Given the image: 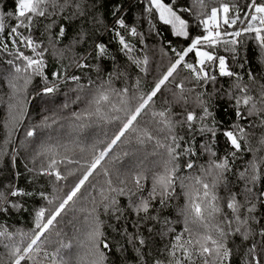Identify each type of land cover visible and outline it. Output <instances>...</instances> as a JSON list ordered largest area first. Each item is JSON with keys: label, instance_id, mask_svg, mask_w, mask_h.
I'll return each mask as SVG.
<instances>
[{"label": "snow or ice", "instance_id": "6c2138e0", "mask_svg": "<svg viewBox=\"0 0 264 264\" xmlns=\"http://www.w3.org/2000/svg\"><path fill=\"white\" fill-rule=\"evenodd\" d=\"M14 3V24L6 25L3 14H0V52L12 57L7 61L12 66V72L6 78L11 93L7 104V138L0 146V158L7 157L12 163L14 159L9 154L8 146L26 115L28 88L33 78L39 77L44 82V94L56 91L55 84L50 86L49 74L46 72L48 64L45 56L49 48L36 32L43 28L40 35L47 34L48 44L62 58L65 50L55 47V42L66 33L61 19L88 23L92 16L99 23L89 11L96 0H14ZM212 3L213 6L205 11L208 7L206 0H196L199 19L193 24L192 6L177 4L175 0H144V12L152 18L151 27L156 29L160 24L170 26L171 34L188 41L187 46L179 51L171 49L176 57L174 62L147 92L143 91L139 79L135 81V90L131 93L127 87L116 89L112 87V76H109L90 94L88 107L77 115V119L95 117L114 123L116 128L107 141L84 143L73 138L67 143L50 140L40 144L32 160L33 167H25L34 177L51 178L54 194L25 191L16 184H8L5 190H0V215L3 216L10 215L11 210L23 208L19 200L12 198L37 196L45 201V205L34 212L30 232L14 233L0 225V242L8 241L4 244L6 259L0 258V264H109L114 249L121 257V264H232L234 248L230 245L236 237H239L242 246L246 245L242 264H264V216H257V201L264 207V187L253 190L258 181L264 185V85H260L257 96L253 97L248 94L247 85L241 87L240 83H236L240 95L235 98L234 112L244 124H236L222 131L230 153L210 161L206 167L200 166L198 174L184 177H178L180 161L183 158L184 168L192 170L196 165L190 157L196 153L191 142L183 141V137L176 134V128L186 125L189 131H195V125L199 122L201 132L209 131L215 137L216 132L205 128L202 123L211 113L204 107L199 94L196 103L201 107L202 116L195 111H186L174 120L171 108L157 111L150 107L161 89L175 79L174 74H178L180 68L187 69L191 78L201 87L215 83L218 77L239 81L240 77L231 69L229 59L218 54V49L223 46L225 52H231L235 57L242 43L240 38L245 34H251L260 54L264 55V0H224L218 4L212 0ZM121 7L120 4L113 7L115 20L110 30L114 32V38L121 46L120 51L127 60L140 66L141 72H146L144 66L149 63L147 56L136 58L134 46L126 39V35L138 37L142 34L136 27L129 28L122 15H118ZM201 27L203 31L194 35L193 29ZM56 28L58 31L53 37ZM88 35L87 30L82 28L66 51L73 52ZM11 48L15 51H11ZM22 49L29 50L28 54ZM189 54H194V62H186ZM90 55L94 60H101L111 54L108 46L101 42L94 45ZM72 62L77 68L89 67L87 63H81V58H73ZM66 71V68L61 67L53 70L51 76L59 80L66 75ZM120 75L118 73L117 78ZM69 78L79 79L77 76ZM249 78L255 80L250 72ZM177 88L179 93H173V102L187 103L183 83L178 84ZM242 107L244 111H241ZM142 121L145 126H141ZM41 126L50 127L47 122ZM160 134L162 139L158 138ZM36 135L35 128L26 131L27 137ZM253 140L255 144H252ZM124 141L140 145L147 141L154 142L153 154L157 159L149 169L151 184L147 192L144 181L148 180V175L145 174L143 158L128 173L116 168L121 157L115 155L113 149ZM186 143L188 147H185ZM205 150L211 156H217L207 146ZM245 152L252 153L253 159L238 174L246 185L243 193L227 189L221 195L220 187L222 184L227 185L226 174L231 171L232 162L238 154ZM257 152L260 153L258 157L255 155ZM122 155L127 157L130 152L124 151ZM97 177L103 178L99 201L91 196V190L96 189L94 181ZM177 180L185 199L179 213L182 219L179 231L173 226V221L163 214L175 195ZM69 181L71 186L65 191ZM112 193L128 197L125 208L119 206V201ZM89 197L92 208L88 213L83 239L77 244L76 250L71 251L73 244L62 240L50 245L49 236L54 231L57 237L61 236L57 230L59 219L70 208H75L78 201ZM102 215L115 223L106 224ZM107 228H111L117 233V238L123 241L118 248L109 239ZM157 239H167V243L162 248L158 247Z\"/></svg>", "mask_w": 264, "mask_h": 264}, {"label": "trees", "instance_id": "16d2710c", "mask_svg": "<svg viewBox=\"0 0 264 264\" xmlns=\"http://www.w3.org/2000/svg\"><path fill=\"white\" fill-rule=\"evenodd\" d=\"M206 2L208 7L205 11L213 6L212 0H206ZM222 2H224V0H215L217 4ZM175 3L192 6L191 21L193 24L198 22L199 6L196 5V0H175ZM116 4L122 6L121 12L118 13V15H122V18L129 28L136 27L137 31L142 34L138 37L126 35V39L134 46V56L136 58L143 59L147 56L149 63L146 68V73H149V76H151L150 78H143L144 72L140 71V66L136 67L135 65L128 64L124 53L120 51L121 46L118 40L114 38V32L110 30L115 20V17L112 15V10ZM15 10L14 0H0V14H3L6 25L10 26L15 23L13 18ZM89 11L95 16L99 23H96L95 20L92 19V16L89 17L88 23H81L74 19H69L67 21L63 19L60 20V23L64 24L66 27V33L62 39L55 42V47L57 50H65L64 57L62 58L59 57L58 53L54 52L52 46L48 44L47 34L44 36L40 35V33L43 32V28H40L36 32V35L43 40L45 45L49 48V52L46 53V62L48 64L46 72L49 74L50 86L51 84H55L56 91L51 94H44L42 89L45 85L39 77L33 78L32 84L29 85L26 99V115L17 126L12 136V143L8 146L9 154L13 157L14 163L7 157L0 158V190H5L8 184H16L25 191H46L50 194H54V183L51 178L39 175L34 177L33 173L26 170L25 166H27V168H32L33 164L28 160L26 155L27 151L24 150V146L26 147L28 143L34 142L39 131L49 130L51 128L58 129L60 126L64 125V123L76 122L81 124V126H78L76 136L70 139L76 138L87 143L86 135L87 131L90 129V124L96 120L99 122L101 121V123H105V121L95 117L78 120L77 115L85 111L88 107L90 94L94 92L101 83L107 81L109 76H112V87L116 89L127 87L131 93L135 90V81L139 79L141 81V86L148 85L145 91L147 92L154 81L159 77L160 68L156 65L154 70V64L162 55L164 57L161 61L164 60L166 55L163 54V52L171 59L174 58L175 60L176 57L171 49L175 48L179 51L188 44V41L183 38H177L172 35L170 26L160 24L156 29H153L150 23L152 18L147 16L144 12V0H96V3ZM82 28L87 30L89 35L82 43L75 47L73 52H67V47L72 44L73 39ZM56 31H58V28L53 30V37ZM202 31V27L199 29L194 28L193 34L198 35ZM240 39L242 43L238 47V54L235 57H233V53L225 52L223 46L218 49V54L225 55L229 59L231 69L240 77L239 81L234 78L218 77L215 83L205 84L201 87L191 78L187 69L180 68L177 70L178 74H174L175 79L166 84L162 88L161 93H159L164 94L160 103L165 99L172 104L167 107L164 106L166 108H171L172 116H179L180 118L186 111H195L198 115L202 116L203 112L201 107L196 103L198 94L200 95V99L204 102V107H207L208 111L211 113L210 116L205 117L202 123L204 127L213 129L216 132L215 137L212 136L211 132H201L199 130L201 127L199 122L195 125V131H189L187 127L181 128L180 131H178V136L183 137V141L191 142V147L196 153L193 157H190L194 161L196 168L192 170L186 169L187 171L198 172L200 166L206 167L210 161L223 158L230 153L231 149L226 137L222 135V131L228 130L236 124H244L234 112L235 98L240 95L239 89L235 87L236 83H240L241 87L247 85L248 94L253 97L257 96L260 85H264V55L260 54V49L252 39L251 34H245ZM137 41H139V43ZM169 41H171V43H169ZM101 42L108 46L111 55L101 60H94L90 54L92 53L94 45ZM11 51L14 52L15 50L11 48ZM6 54L8 53L0 52V70L3 71L6 67H9L6 65ZM73 58H81V63H87L89 67H75L72 62ZM186 62H194V54H189V57L186 58ZM241 64H243V67H241ZM61 67L66 68V75L57 80L55 77L51 76V72ZM11 72L12 69L11 71H4L0 79V146H3L4 140L7 138V104L9 103L8 97L11 93L7 86L6 78ZM249 72L255 77L254 81L249 78ZM118 73L121 75L126 74V77L122 78V80H118ZM71 76H77L79 79L72 80L69 78ZM91 81H95L96 84H92ZM180 83H183L185 91L187 90L188 94L191 96L189 100H186L187 103L185 104L173 102V93H179L177 85ZM92 88L95 89L93 90ZM82 89L85 92L92 91L88 96L89 98L84 99V97L81 96ZM184 94H186V92H184ZM68 97H70V99H66ZM244 110L245 109L242 107L241 111ZM71 116H74V118ZM69 117H71V120L68 119ZM45 122H47L50 127H42L41 125ZM32 128L36 129L37 135L35 137H27L26 131ZM115 128L116 125L114 123H107L105 127L106 133H104V136L100 135L98 137H104L105 139L103 140L107 141L113 134ZM70 139L64 140L65 143L69 142ZM127 142L128 141H124L118 144L113 149V153L115 155L123 153L124 150L127 149ZM255 143V140H253L252 144ZM205 146L216 152L217 156H211L210 153L205 150ZM39 147L40 144L37 143L33 148L31 152L32 160L35 156V151L38 150ZM185 147H188L187 143ZM132 149L136 150L138 147ZM257 153L258 157L260 153ZM252 159L253 154L249 152L237 155V158L232 162L231 171L226 174L227 185L225 186L222 184L220 187L221 195H223L227 189L240 194L243 193L246 185L244 181L239 179L238 174L245 170ZM180 165L184 167L183 158L180 161ZM116 166L122 167L120 161L117 162ZM17 173H19L18 176ZM68 183L66 184V189H68L71 184L68 185ZM150 184V181L145 183V192L149 190ZM248 186L253 187L252 185ZM261 187H264V185L258 181L253 187V190L256 191ZM12 199L19 200V202L23 204V208L19 211L11 210L8 216L0 215V225L7 227L9 231L14 233L32 230L34 212L39 207L44 206L45 201L37 196ZM117 200L121 208L126 207L127 200L125 198H117ZM169 204L170 207L166 209L163 214L173 221V226L179 231L182 228V219L179 213L180 209L185 204L182 192L175 191V195L170 199ZM257 216L258 218L264 216V207H261L258 201ZM101 218L106 224L115 223V221L110 220L108 216L102 215ZM106 231L112 244L118 248L123 241L117 238V233L113 232L111 228H107ZM166 243L167 239H157L156 241L157 246L161 248ZM230 246L234 248L232 264H242L241 258L246 250V245L242 246L239 237H236L234 243ZM6 253L7 249L4 246L2 247L0 242V258L6 259ZM109 264H121V257L115 249L110 254Z\"/></svg>", "mask_w": 264, "mask_h": 264}, {"label": "rangeland", "instance_id": "374dc122", "mask_svg": "<svg viewBox=\"0 0 264 264\" xmlns=\"http://www.w3.org/2000/svg\"><path fill=\"white\" fill-rule=\"evenodd\" d=\"M11 47V46H10ZM14 49V48H12ZM15 50V49H14ZM26 52V54H28L29 50L26 49H22ZM163 54L166 55V57L164 58L163 61L162 58L164 57L162 55V57L160 56L158 58V61H156V63L154 64V70L156 65H158V67L160 68L159 72V76H161L166 69L168 68V66L174 62V58L171 59L166 53L163 52ZM12 57L9 54H6V65L9 66L7 64V61L9 59H11ZM46 59V56H45ZM128 62L129 65H134L132 64L130 61L126 60ZM137 67V65H135ZM12 69V66H9ZM9 67H6L4 71L7 72V70L11 69ZM145 68L148 67V64L146 66H144ZM121 69H122V65H121ZM3 70H0V79L2 78V74L4 73ZM137 72V71H136ZM126 74H122L119 76L118 80H122V78H125ZM151 76H149V73L144 72L143 78H150ZM171 80V78H170ZM92 84L95 83V81H91ZM123 82V81H122ZM59 83V82H58ZM96 84V83H95ZM143 91H146V88L148 87V85H143L141 86ZM93 90L95 88H92ZM162 91V89H161ZM92 91L89 92H85L83 89L81 91V96L84 97V99L89 98V94ZM186 94H184L186 100H189L191 98V96L188 94V91H185ZM164 94H159L157 95L156 98H154V103L150 106L152 107L154 110H164L166 109L167 106L172 105L171 103H169L167 100H163L162 103H160V101L163 99ZM66 99H70V97L66 98ZM185 104V103H183ZM166 106V107H164ZM182 116V115H181ZM72 118H74V116H71ZM71 117H69L68 119L71 120ZM173 119H179V116H173ZM107 123L105 121V123H101V121H95L93 123L90 124V129L87 131V143H91L93 141H98V140H103L105 139L104 137H98L100 135L104 136V133H106V129L105 127L107 126ZM78 126L80 127L81 124L79 123H64V125L60 126L58 129H54L51 128L49 130H43V131H39L37 138L34 142H30L28 143V145L25 147L24 146V150L27 151L26 155L28 160L32 163V156H31V152L33 150V148L36 146L37 143L41 144L42 142L48 141V140H52V141H56V140H60L62 142H65L64 140L66 139H70L73 136L75 137L78 131ZM141 126H145L144 122H141ZM148 127L151 128V125H148ZM187 127L185 126H178L176 128V134L178 135V131H180L181 128H185ZM206 128V127H205ZM203 132H209V131H203ZM154 135H157L155 132L153 133ZM158 138L162 139V134H160L158 136ZM131 146V147H129ZM129 147V148H128ZM134 147H138V149L133 150L132 148ZM124 151H129L130 155L127 157H124L121 154H117L118 156L121 157L120 159V164L122 165V167H117L116 168L122 172V173H128L130 169L133 168V166L137 163V161L140 158H143L144 164V170H145V174L148 175V180L151 182V174L149 172V169L152 168V162L155 161L157 159V157L153 154L154 152V142L152 141H147L145 142L143 145H140L138 143H132L129 144L127 142V149ZM158 151H163L162 149H159ZM258 154V153H257ZM256 154V156H257ZM122 155V156H121ZM193 173H197L198 172H191V171H187L184 167L180 168V171L178 172V177H184ZM113 179L115 181V173L113 176ZM147 181H144V183H146ZM94 183H96V189L95 190H91V196L96 197L97 201L100 200V186L103 184V178L102 177H97L96 181H94ZM70 184V182L68 183V185ZM129 184H131V181L129 180ZM71 186V184L69 185V187ZM67 186H65V191ZM175 191H181L182 189L179 185V180H177V186ZM87 195V194H86ZM113 196H116V199L119 198H125L128 201V197L126 195L124 196H120L117 195L115 193H112ZM90 197L89 199H82L80 201H78V203L76 204L75 209H69L66 213V215H64L62 218L59 219V224L57 225V230L61 233L60 237H57L55 234V231L49 236V244L50 245H54L57 240H62L64 242H70L73 244V249L71 251H75L76 250V246L77 244L83 239V233L86 231L87 228V219H88V213L91 211L92 205L90 204ZM29 231H24V232H30ZM8 243V241L3 240L1 242L2 247L4 246V244Z\"/></svg>", "mask_w": 264, "mask_h": 264}]
</instances>
